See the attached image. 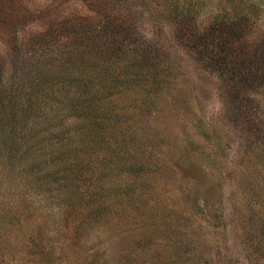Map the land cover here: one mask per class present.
I'll list each match as a JSON object with an SVG mask.
<instances>
[{
	"label": "rangeland",
	"instance_id": "1",
	"mask_svg": "<svg viewBox=\"0 0 264 264\" xmlns=\"http://www.w3.org/2000/svg\"><path fill=\"white\" fill-rule=\"evenodd\" d=\"M0 264H264V0H0Z\"/></svg>",
	"mask_w": 264,
	"mask_h": 264
},
{
	"label": "trees",
	"instance_id": "2",
	"mask_svg": "<svg viewBox=\"0 0 264 264\" xmlns=\"http://www.w3.org/2000/svg\"><path fill=\"white\" fill-rule=\"evenodd\" d=\"M241 25L240 21H232L230 18L216 20L211 26L209 25L208 27L203 28L200 32H196L194 35H192V33L187 35V39L189 40L191 46L190 48L203 56L205 54L208 66L215 71H220L222 74L230 72V74H228L230 77L231 75L232 77H237L238 75L236 71L240 66H236L235 61H239V58H245L243 56L245 54H254V58L259 57L258 52H256V54L253 52V48L255 46H253V48H251V46H244L242 44L241 35L237 36L235 34L237 31H241ZM112 30H114L111 32L112 35L119 34L117 27ZM230 63H232V65ZM99 79H105V77L99 76V78L94 77V79L80 78L79 80L83 93H93L94 88L99 92V95L93 94V96L90 97L92 101L105 95L108 90L109 92L111 91L110 88L112 83H109V78L106 83L99 81ZM64 80L65 78H59L55 81L56 84H62ZM48 83H50V81H48ZM84 104V102L82 104V102L78 100L72 109L78 112L80 110L82 114L78 115L88 117V126L94 124L96 130L98 131L107 130L108 122L107 120H104V116L91 111V108H84ZM31 105L28 108H30ZM126 162L130 165L128 169L137 171L138 166H135L134 162Z\"/></svg>",
	"mask_w": 264,
	"mask_h": 264
}]
</instances>
